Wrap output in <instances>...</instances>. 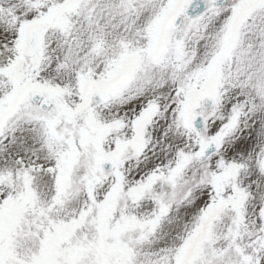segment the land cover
I'll use <instances>...</instances> for the list:
<instances>
[{"label": "snow or ice", "instance_id": "snow-or-ice-1", "mask_svg": "<svg viewBox=\"0 0 264 264\" xmlns=\"http://www.w3.org/2000/svg\"><path fill=\"white\" fill-rule=\"evenodd\" d=\"M0 264H264V0H0Z\"/></svg>", "mask_w": 264, "mask_h": 264}]
</instances>
